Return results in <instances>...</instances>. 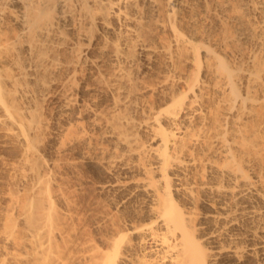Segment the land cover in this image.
I'll list each match as a JSON object with an SVG mask.
<instances>
[{"label": "bare ground", "instance_id": "bare-ground-1", "mask_svg": "<svg viewBox=\"0 0 264 264\" xmlns=\"http://www.w3.org/2000/svg\"><path fill=\"white\" fill-rule=\"evenodd\" d=\"M0 149V264H264V0H0Z\"/></svg>", "mask_w": 264, "mask_h": 264}, {"label": "rangeland", "instance_id": "rangeland-1", "mask_svg": "<svg viewBox=\"0 0 264 264\" xmlns=\"http://www.w3.org/2000/svg\"><path fill=\"white\" fill-rule=\"evenodd\" d=\"M2 153H5L4 154V157H5V155L7 154L8 156L10 155V153L8 152V151H6V150H3L2 151V149H0V154H2ZM9 153V154H8ZM6 155V156H7ZM5 158H8V159H10V157H5ZM7 160V159H6ZM0 162H2L1 160H0ZM3 165H4V167H3ZM4 169H5V171H4ZM3 172V173H2ZM8 173V171L6 170V168H5V164L2 162V163H0V178L2 179H0V210L1 209H3L7 204V201H6V199H5V190H7V188L6 187H8V184L7 183H9V181H10V177H9V173ZM82 174H83V180H84V184L85 185H87V192H88V194H87V199H88V197H89V194H91V195H93V191H94V188H93V186H92V183H93V181H94V179H95V177L93 176V173H92V171H90V170H88V169H86V168H84V171L82 172ZM9 177V178H8ZM4 179V180H3ZM7 179V180H6ZM9 180V181H8ZM8 181V182H7ZM6 184V185H5ZM5 188V189H4ZM2 190V191H1ZM2 199V200H1ZM91 199V198H90ZM4 201V202H3ZM90 202H91V200H90ZM5 205V206H4ZM3 207V208H2ZM5 209V208H4ZM3 209V210H4Z\"/></svg>", "mask_w": 264, "mask_h": 264}]
</instances>
